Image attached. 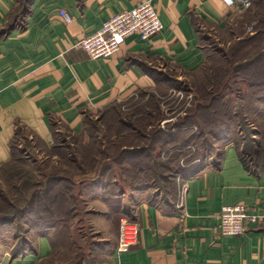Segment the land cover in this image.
Wrapping results in <instances>:
<instances>
[{"label": "crops", "instance_id": "obj_1", "mask_svg": "<svg viewBox=\"0 0 264 264\" xmlns=\"http://www.w3.org/2000/svg\"><path fill=\"white\" fill-rule=\"evenodd\" d=\"M143 1L0 0V169L12 163L16 151L24 152L23 143L36 157L65 158L58 147L72 148V138L83 137L88 116L142 90L154 91L168 82L172 70L198 75L209 61L233 62L220 52L246 39V26L264 2L253 0L243 11L230 0H152L164 28L150 40L130 36L113 56L98 59L75 47L77 39L99 30L110 16ZM61 9L71 14V23L59 15ZM230 84L221 92L210 88L215 103L201 105L203 111H233V117L209 125L225 128L215 136L225 145L215 163L186 179L177 204L150 201L145 191L130 201L127 193L106 196L90 186L92 174L71 165L83 172L85 203L100 207L87 211L88 219L111 242L112 264H264V218L247 223L241 235H222L219 227L226 204L241 203L264 216V87L252 89L240 104L251 135L238 142L242 122L237 103H228L234 91ZM72 154L68 158H76ZM123 211L139 224L140 238L117 255V215ZM60 229L27 224L25 239L32 248L18 257L10 250L0 252V264H43L54 252Z\"/></svg>", "mask_w": 264, "mask_h": 264}, {"label": "rangeland", "instance_id": "obj_2", "mask_svg": "<svg viewBox=\"0 0 264 264\" xmlns=\"http://www.w3.org/2000/svg\"><path fill=\"white\" fill-rule=\"evenodd\" d=\"M246 30L244 41L234 42L228 50L220 52L231 56L233 62L224 59L209 61L208 68L198 75L172 70L168 73V82L158 84L154 91L142 90L128 100L88 116L83 137H73L75 144L68 148L76 158L59 157L55 162L52 157H36L23 143L24 152H29L24 155L26 159L12 163L6 170L0 169L2 214L17 213L27 205L26 202H33V198L47 196L53 199L60 195L62 189L54 187L60 178L69 182L71 178L75 182L72 192L78 202H75L71 221L47 224L60 227L62 231L54 236V252L43 264H112L111 242L104 240L102 227L97 228L88 219L87 211L100 207L85 203L87 197L80 183L83 172L79 173V166L82 171L84 169L92 174L88 177L92 182L90 186L102 190L106 196L117 194L123 198L127 193L130 201L131 196L145 191L148 192L146 199L150 201L177 204L182 199L186 179L199 168L215 163L225 145L224 141L218 142L215 138L225 128L209 125L216 123L219 117L225 120L233 117V111H221L223 114L203 111L201 105L215 103L214 97L209 95L210 88L221 92L230 82L234 91L229 96L231 100L226 101L237 103L240 112L238 120L241 118L242 122L235 140L239 142L241 137L251 135L249 127L242 121L244 117L240 104L252 96V89L264 87V70H258L264 65H261L264 56V2ZM61 134L67 132L63 130ZM71 165L77 166L79 171ZM49 179H52L50 185L55 190L45 196L42 192ZM114 203L111 205L116 206ZM64 209L69 208L66 206ZM124 216V211L117 215L119 228ZM105 224L108 227L109 223ZM28 225L32 228L37 223L30 222ZM26 226L23 223L9 225L7 232L0 233V252L17 249L26 237L21 230Z\"/></svg>", "mask_w": 264, "mask_h": 264}, {"label": "built area", "instance_id": "obj_3", "mask_svg": "<svg viewBox=\"0 0 264 264\" xmlns=\"http://www.w3.org/2000/svg\"><path fill=\"white\" fill-rule=\"evenodd\" d=\"M233 1L243 11L253 5V0H230ZM59 15L66 23L73 21V17L66 9H61ZM163 28V22L152 0H145L130 10L110 16L99 30L91 35L82 36L74 45L85 50L93 59L108 58L118 52L130 36L136 35L142 40H150ZM263 218L264 216L251 211L241 203L223 205L219 215L221 234L241 235L245 233L247 223H259ZM140 230L136 221L126 216L121 218L117 255L129 251L138 243Z\"/></svg>", "mask_w": 264, "mask_h": 264}, {"label": "trees", "instance_id": "obj_4", "mask_svg": "<svg viewBox=\"0 0 264 264\" xmlns=\"http://www.w3.org/2000/svg\"><path fill=\"white\" fill-rule=\"evenodd\" d=\"M15 142L16 140H14L12 144L14 152L17 150L15 148L16 145ZM58 149H60L61 152L60 155L62 157L68 158L70 156L69 155L70 151L68 150L67 145L61 144L58 147ZM24 155L25 154L22 152L17 154L16 151V154L14 155V157L16 158H14L12 163L20 162V160L26 159ZM3 169L6 170L5 167ZM69 179L71 180L70 182L69 180L67 181L64 178L63 179L60 178L59 181H57L58 184L54 185V187L59 186L60 189H62V193L60 195L54 196L53 199H50L46 196L47 193L55 190V188L54 187L52 188L51 187L52 185H50L52 179H49L48 185L44 188L45 190L43 189L44 191L42 192L46 196V198H42V199L33 198V202L32 200L30 202H26L27 205H25L17 213L16 211H13L9 214L0 213V233L3 234L9 225H20L22 223L25 225L26 223L30 224V222H36L37 225H34V227L43 230L44 228L45 229L51 228L50 226H47V224H57V223L61 224L64 222H70L72 219L71 217V215L73 214L72 212H74L75 210L74 208L75 202H78V199H76V196L72 192V187L75 184V182H72L73 179L71 178ZM66 191H70V192L68 193ZM71 201H74L73 205L72 204L70 205ZM33 204H35L34 207H32ZM66 206H68L69 209L67 210L64 209V207ZM44 223H46V225H44ZM65 227L66 226H64V228ZM21 230L26 232V228H22ZM60 230L62 231V228ZM26 247L32 248L31 244L27 242L24 238L23 241L20 242L19 247L13 251V257H18V255H20L22 250H24Z\"/></svg>", "mask_w": 264, "mask_h": 264}]
</instances>
